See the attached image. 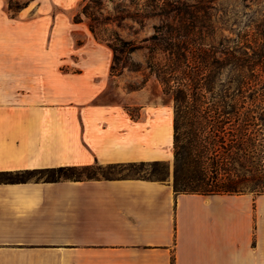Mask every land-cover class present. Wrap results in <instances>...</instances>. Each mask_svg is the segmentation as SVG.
<instances>
[{"label": "crops", "instance_id": "crops-1", "mask_svg": "<svg viewBox=\"0 0 264 264\" xmlns=\"http://www.w3.org/2000/svg\"><path fill=\"white\" fill-rule=\"evenodd\" d=\"M36 4L0 0V171L173 162L174 111L102 102L112 63L73 73L72 26ZM263 198L139 177L0 183V264H264Z\"/></svg>", "mask_w": 264, "mask_h": 264}, {"label": "trees", "instance_id": "trees-1", "mask_svg": "<svg viewBox=\"0 0 264 264\" xmlns=\"http://www.w3.org/2000/svg\"><path fill=\"white\" fill-rule=\"evenodd\" d=\"M29 1L10 8L21 10ZM151 8L114 9L105 13L104 0L87 1L75 17L90 20L91 32L114 52L111 74L123 73L118 66L123 55L141 47L149 50L148 67L174 102V148L177 193L264 194V93L247 103L242 93L251 89L255 71L264 72V31L253 40L230 45L225 38L215 42L212 5L216 0H149ZM131 18L143 23L149 17H164L152 35L138 45L118 33L104 38L109 23ZM245 43V45H243ZM246 47V48H244ZM251 51H249V49ZM127 65H124V68ZM139 70V69H133ZM230 72L228 80L224 76ZM264 91V85L261 87ZM260 90V91H261ZM242 100L240 101V99ZM134 114V113H133ZM168 161L112 163L105 167L160 166ZM98 162L17 171H0V183L85 180L98 177ZM155 172L160 171L155 169ZM119 178V177H118ZM145 178V177H139ZM165 180L163 177L153 178Z\"/></svg>", "mask_w": 264, "mask_h": 264}, {"label": "rangeland", "instance_id": "rangeland-1", "mask_svg": "<svg viewBox=\"0 0 264 264\" xmlns=\"http://www.w3.org/2000/svg\"><path fill=\"white\" fill-rule=\"evenodd\" d=\"M13 6L22 5L28 0H9ZM89 0H37L41 9H51L61 13L63 22L67 26H72L73 35V73H81L87 67L86 60L99 57L102 60L101 68L114 61V52L106 42L96 38L89 28L90 20L84 15L82 22H75L76 15L80 12L83 5ZM152 2L149 0H104V11L115 13L114 9L128 10L133 13L137 9L142 10L151 8ZM213 20L216 30L214 39L219 42L225 38L230 39V45L238 41L253 40L255 34L264 31V0H216L213 4ZM14 10V9H13ZM164 17H149L144 19L143 23H138L131 18H126L118 23H109L105 25L107 30L102 32L104 38H110L114 33H118L126 40H132L138 45H147L143 42L145 37L152 35L155 26L160 25ZM245 45V43H243ZM246 48V47H244ZM251 51L250 48H248ZM149 50L141 47L132 53L123 55V60L118 66L123 73L114 77L110 88L102 95V102L120 103V104H150L165 105L175 110L174 102L169 95H165L161 83L148 67ZM124 65L127 67L124 68ZM139 70H133V69ZM232 74V73H231ZM224 80H228V75ZM252 77L251 89L242 94L244 96L252 95L247 98V103H251L253 98H257L264 85V72L255 71ZM261 90V91H260ZM134 93L127 98L126 93ZM242 98L240 99V101ZM136 111V110H135ZM135 114V113H134ZM97 169L98 177H145L159 178L165 180L172 179L174 184L175 177V159L173 162H166V165L160 166H135L120 167L113 170L106 168ZM158 169L159 172H155ZM255 196V195H254ZM257 198V197H256ZM264 198L262 199V201Z\"/></svg>", "mask_w": 264, "mask_h": 264}, {"label": "bare ground", "instance_id": "bare-ground-1", "mask_svg": "<svg viewBox=\"0 0 264 264\" xmlns=\"http://www.w3.org/2000/svg\"><path fill=\"white\" fill-rule=\"evenodd\" d=\"M263 204H264V200H263ZM264 207V206H263Z\"/></svg>", "mask_w": 264, "mask_h": 264}]
</instances>
